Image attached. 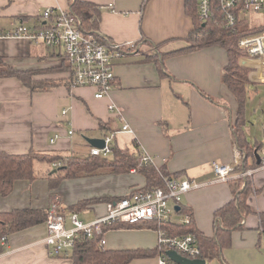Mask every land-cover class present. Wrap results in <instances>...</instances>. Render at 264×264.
<instances>
[{"label": "crops", "instance_id": "obj_1", "mask_svg": "<svg viewBox=\"0 0 264 264\" xmlns=\"http://www.w3.org/2000/svg\"><path fill=\"white\" fill-rule=\"evenodd\" d=\"M82 1L100 8L98 31L103 37L134 45L115 59L114 87L100 99L90 86L61 84L50 91H32L16 77L0 78V151L23 154L35 149L82 156L78 151L86 148L92 155L95 147L87 138L115 133L113 145L133 151L136 141L142 152L152 156L156 169L201 184L184 195L183 204L192 209L196 226L206 235H214L215 211L234 197L229 182L218 180L215 163H234L237 167L242 163L235 156L238 147L232 131L237 100L222 79L227 51L218 45L200 48L165 58L160 67L147 59V54L185 46L195 27L186 0ZM59 7L70 8L69 0H0V56L5 62L23 69L66 62L59 59L62 54L36 46L35 41L6 35L18 25L36 28L45 9ZM68 76L63 72L37 78ZM111 103L116 106L114 110L109 108ZM63 109H68L66 115ZM125 123L133 132L123 130ZM55 136L57 140L51 143ZM239 174L235 169L230 177ZM251 181L253 212L242 221L243 229L233 231L231 246L218 258L223 264H264V232L259 217L264 211V166L255 167ZM145 183V177L132 169L124 174L67 179L51 189L49 179L41 175L35 180H18L10 194L0 195V212L51 208L59 200L61 210L69 215V207L82 199L117 198ZM106 202L78 210L80 219L91 223L103 216ZM177 217L178 221L183 216ZM46 236L45 222L10 234L0 264H73L70 257L49 255ZM106 240L109 249L157 248L158 233L149 227L114 226L107 231ZM129 264H159L158 256Z\"/></svg>", "mask_w": 264, "mask_h": 264}, {"label": "trees", "instance_id": "obj_2", "mask_svg": "<svg viewBox=\"0 0 264 264\" xmlns=\"http://www.w3.org/2000/svg\"><path fill=\"white\" fill-rule=\"evenodd\" d=\"M148 0H145L146 3ZM70 8L75 11L82 19L83 27L87 32L94 33L100 39L109 41L103 37L99 31L100 8L92 3L82 0H69ZM186 9L194 19L195 27L187 38V44L181 48L154 52L147 54V59L155 60L158 66L162 67L165 58L186 54L200 48L218 45L227 51L228 62L224 68L222 76L224 84L230 89L237 100V111L232 123V131L239 151L243 153L244 159L236 169L241 172L243 169L255 168L260 165L256 150L263 149V142L252 144L244 130L246 122V101L248 97L247 85L250 82V68L240 63V58L244 52L239 48L238 40L245 33L244 23L239 22L235 26H229L221 13H217L213 19L204 22L200 20L196 0H186ZM151 42V41H150ZM153 45L154 43L151 42ZM160 52V51H159ZM69 73V76L61 79L37 78L44 74ZM16 77L20 79L32 91H50L61 84H73V71L70 64L63 62L61 65L50 66L47 68H17L5 62L0 56V78ZM202 94L210 99L205 92ZM135 151L121 149L112 145L113 158L101 155H62L60 153H48L30 149L27 153L11 154L0 151V195L10 194L18 180H35L41 175L49 179L51 189H56L62 181L72 178L99 175L101 173L124 174L136 169L146 180L142 187L137 189H147L151 187L163 186V175L178 177V174H171L165 169L158 170L153 164L144 165L141 163L142 151L134 142ZM47 162L54 164L60 162L59 166L44 172H37L36 164ZM233 199L225 203L215 211L216 224L214 235L209 236L202 232L194 223L192 209L182 204L178 214L191 215L192 221L189 224L173 222L165 224L170 232L180 235L194 233L197 236L201 247V257L212 264L215 259L220 258L222 251L231 246L232 233L236 229H243L244 218L253 212L250 204L251 196L254 192L251 177L237 176L228 180ZM120 195L117 198H122ZM108 197H96L82 199L71 205L69 209L77 212L97 202L108 201ZM63 209V208H62ZM50 208H16L11 211L0 212V254L6 250V242L3 237L8 238L12 233L21 231L31 226L44 223L47 220ZM260 226L264 232V211L259 214ZM122 227V226H115ZM100 237L80 238L76 241L70 258L73 264H129L135 259L155 257L158 255V248H134V249H109L100 245Z\"/></svg>", "mask_w": 264, "mask_h": 264}, {"label": "built area", "instance_id": "obj_3", "mask_svg": "<svg viewBox=\"0 0 264 264\" xmlns=\"http://www.w3.org/2000/svg\"><path fill=\"white\" fill-rule=\"evenodd\" d=\"M196 1L201 21L213 19L219 12L229 26L245 22L248 12L264 10V0ZM42 20L36 28L18 25L6 35L25 37L35 42L41 40L48 49L63 53L65 61L72 67L73 85L94 87L96 98L108 96L116 80L115 59L123 56L128 48H134V45L105 41L94 33L87 32L81 17L71 8H47L42 13ZM238 45L244 52L240 63L250 68L249 77L254 81H264V26L257 30L245 31L240 36ZM109 108L114 110L116 106L111 103ZM62 113L66 115L68 109H63ZM123 130L133 132L127 123ZM114 135L115 133L106 136L104 147H93L91 154L111 153ZM57 136L51 138V143L57 140ZM262 154L260 165L264 166V147ZM235 156L243 162L244 156L239 149ZM152 162V156L142 152L141 163L149 165ZM60 164L56 162L54 166ZM236 168L234 163H215L218 180L228 181ZM254 171L255 168L243 169L238 176L251 177ZM163 178V186L133 190L122 198L109 199L106 202V213L91 223L81 220L77 212L66 215L61 210V202L56 200L45 221L47 227L45 242L49 255L70 257L76 241L80 238L99 236L100 245L106 246L105 234L118 225L155 229L158 233L159 264H180L171 259L167 254L168 250H175L190 259L202 258L200 256L202 250L194 233L180 235L164 227L165 224L175 221L186 224L192 221L191 215L178 214L175 207L179 205L181 208L184 195L201 184L189 178L169 175H163ZM177 215L183 217L177 221L174 218ZM68 223L71 224L70 227ZM7 239L3 237L2 240L6 242Z\"/></svg>", "mask_w": 264, "mask_h": 264}, {"label": "rangeland", "instance_id": "obj_4", "mask_svg": "<svg viewBox=\"0 0 264 264\" xmlns=\"http://www.w3.org/2000/svg\"><path fill=\"white\" fill-rule=\"evenodd\" d=\"M244 23L245 31H250V29H259L260 27L264 26V10L255 12L251 11L247 13V19ZM248 29V30H247ZM36 46H40L43 49L45 45L41 40L38 43L34 42ZM47 50V49H46ZM63 55V53H60ZM60 60L65 59L63 56H58ZM241 61V58H240ZM61 65V64H60ZM244 66V65H243ZM248 89V97L246 101V132L248 139L251 141L252 144L258 142L264 143V81L252 82L250 81L247 85ZM256 152L260 156H262V149H257ZM78 153L82 156H88V151L86 148L78 151ZM109 159L113 158L112 154H108L107 156ZM53 169V166L47 162H38L36 164L37 172H46L47 170ZM137 189V188H134ZM177 219V216H174ZM182 218V217H181ZM71 224L68 223V227ZM105 238L107 239V233L105 234ZM214 264H223L221 260L216 259Z\"/></svg>", "mask_w": 264, "mask_h": 264}, {"label": "water", "instance_id": "obj_5", "mask_svg": "<svg viewBox=\"0 0 264 264\" xmlns=\"http://www.w3.org/2000/svg\"><path fill=\"white\" fill-rule=\"evenodd\" d=\"M88 142L92 144L95 147L103 148L105 145V139L104 138H87ZM258 157V160L260 162V155L256 154ZM175 209L178 211L180 209V206L177 205ZM167 254L173 259L175 262L180 264H207V261L202 258H196V259H190L188 257H185L178 253L175 250H168Z\"/></svg>", "mask_w": 264, "mask_h": 264}]
</instances>
